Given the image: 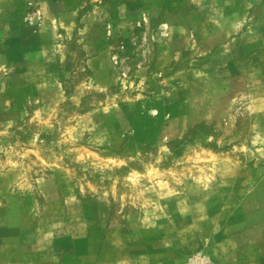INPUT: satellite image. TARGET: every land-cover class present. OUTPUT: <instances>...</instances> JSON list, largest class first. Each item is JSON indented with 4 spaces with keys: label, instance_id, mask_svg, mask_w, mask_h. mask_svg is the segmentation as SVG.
<instances>
[{
    "label": "rangeland",
    "instance_id": "rangeland-1",
    "mask_svg": "<svg viewBox=\"0 0 264 264\" xmlns=\"http://www.w3.org/2000/svg\"><path fill=\"white\" fill-rule=\"evenodd\" d=\"M0 264H264V0H0Z\"/></svg>",
    "mask_w": 264,
    "mask_h": 264
},
{
    "label": "crops",
    "instance_id": "crops-1",
    "mask_svg": "<svg viewBox=\"0 0 264 264\" xmlns=\"http://www.w3.org/2000/svg\"><path fill=\"white\" fill-rule=\"evenodd\" d=\"M112 73V71H109L108 75H110Z\"/></svg>",
    "mask_w": 264,
    "mask_h": 264
}]
</instances>
